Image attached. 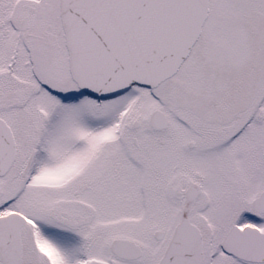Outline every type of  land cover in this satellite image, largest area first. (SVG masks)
<instances>
[{"label": "snow or ice", "instance_id": "1", "mask_svg": "<svg viewBox=\"0 0 264 264\" xmlns=\"http://www.w3.org/2000/svg\"><path fill=\"white\" fill-rule=\"evenodd\" d=\"M0 264H264V0H0Z\"/></svg>", "mask_w": 264, "mask_h": 264}]
</instances>
